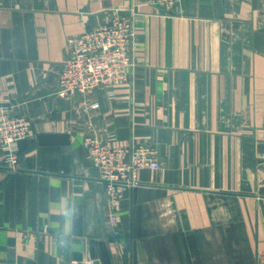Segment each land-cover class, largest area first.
<instances>
[{"label": "crops", "instance_id": "crops-1", "mask_svg": "<svg viewBox=\"0 0 264 264\" xmlns=\"http://www.w3.org/2000/svg\"><path fill=\"white\" fill-rule=\"evenodd\" d=\"M116 12L132 19L134 66L84 110L57 94L69 42ZM5 103L33 138L17 169L0 157V264H264V0H0ZM93 135L160 163L115 224Z\"/></svg>", "mask_w": 264, "mask_h": 264}, {"label": "built area", "instance_id": "built-area-1", "mask_svg": "<svg viewBox=\"0 0 264 264\" xmlns=\"http://www.w3.org/2000/svg\"><path fill=\"white\" fill-rule=\"evenodd\" d=\"M163 1L171 6L177 0ZM133 40L132 19L121 12L114 13L108 23L72 38L69 58L59 78L58 96L81 95L80 106L84 110L98 109V102L87 100L84 96L98 88L112 93L117 85L127 81L134 66L131 54ZM7 103L0 105V157L5 166L15 170L19 167L18 142L33 138L32 122L26 116L14 115L13 106ZM84 147L98 169L112 211L110 222L115 224L124 190L139 185V171H158L159 160L155 151L144 144L109 146L95 135L85 137Z\"/></svg>", "mask_w": 264, "mask_h": 264}, {"label": "water", "instance_id": "water-1", "mask_svg": "<svg viewBox=\"0 0 264 264\" xmlns=\"http://www.w3.org/2000/svg\"><path fill=\"white\" fill-rule=\"evenodd\" d=\"M40 144H67L68 137L62 135H42L39 137ZM19 152L22 153L28 149V141L26 139L18 142Z\"/></svg>", "mask_w": 264, "mask_h": 264}]
</instances>
